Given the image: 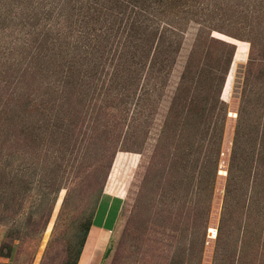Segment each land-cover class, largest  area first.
Instances as JSON below:
<instances>
[{"label":"trees","instance_id":"obj_1","mask_svg":"<svg viewBox=\"0 0 264 264\" xmlns=\"http://www.w3.org/2000/svg\"><path fill=\"white\" fill-rule=\"evenodd\" d=\"M227 1H230L229 4L217 0H0V21L5 25L1 27L6 34L4 36L3 33L1 38H6L7 34L24 38V46L16 54L26 61L29 69L32 68L42 76L43 72L45 77L52 76L51 82L58 74L64 77L62 83L52 87L51 91L56 94L54 97L53 93L50 96L48 91H44L40 98L15 104L17 108L9 109L8 105L0 108V197L9 198L0 209V220L16 215L18 209L12 205L13 198L31 190V182L23 179L25 174L33 179L39 176L37 182L42 193L39 205L45 200L52 201L49 205L51 208L65 175L70 172L71 175L72 172H86L90 168L92 182L88 185L97 184L95 191L89 194L92 205L88 214L81 218L70 240L71 264H77L94 223L99 197L116 152H137L139 149L142 152L140 147L151 129L155 130L157 137L146 161L143 185L164 180V189L170 191L166 192L167 196L173 190L176 195L168 196L169 200L165 198L168 205L178 201L180 198H177L181 195L186 196L194 178L200 183L195 187L196 190L205 191L211 183L209 178L213 166L212 173L215 174L219 153L215 147L217 145L215 148L211 147L212 138L216 135V128L226 118L225 102L220 93L237 46L234 41L218 37L214 33H223L234 40L249 42L245 85L249 83L252 86L254 82L258 84L264 76V70L253 68L263 59L260 57L259 63L255 64L258 38L264 40V23L258 17L263 20L264 14H253L258 9L254 4L255 7L250 12L255 16L247 22L248 30L244 37L221 32L219 26L222 25L240 32L242 22L235 19L224 20L218 15L224 12L242 14L245 11H235L232 0ZM255 1L260 3L262 0ZM234 6L236 8L238 4ZM248 11L247 8L246 12ZM20 13L24 17L22 21H18ZM3 15L6 16L4 19ZM190 22L197 25V28L188 59L170 97L167 112L161 114L162 118L159 120L153 117V105L162 96L161 90L166 86L165 73H169L170 66L174 64L173 58L179 53L182 38L180 40L177 36L183 35ZM25 25L32 29L26 32ZM32 34L33 42H30L26 35ZM253 34L255 38L252 37ZM10 44L11 42L8 46L13 50ZM83 55L88 59H84ZM44 62L47 63L45 66ZM79 63L87 67L85 72H80L84 77V90L86 82L88 89L97 87V83L93 84L96 78L101 83V96L98 100L95 98L92 107H89L92 98L87 102L86 97L82 98V102L72 99L73 89L80 87L74 83L77 71L75 67ZM167 64L170 68L166 71ZM80 73L76 77L79 78ZM26 75L29 76L30 72L26 71ZM140 81L144 87L141 96H137L136 88ZM80 82L83 83L82 80ZM255 85L251 88L253 91H256ZM48 89L50 90L49 87ZM30 94L40 95L33 88H30ZM10 99L15 100L13 96ZM246 99L245 105L237 110L231 148V163L235 162L236 165L228 172L223 199L224 219L218 229L217 245L223 241L232 245L230 239H227L228 232H233L242 216L247 218L245 226L249 228L250 218L257 212L254 209L253 212L243 214L239 198V194H242L240 190L245 185V169L248 161L252 162L243 148H251L256 143V138H251V131L255 129L252 125L253 122H260L256 123L255 114H251L255 112L247 109L256 108L257 104L252 105L249 98ZM96 100L99 102L96 103ZM132 105L133 110L129 108ZM85 107L91 113H86ZM124 125L127 135L119 143L118 132H121ZM211 125L213 132L209 134ZM258 138L260 147L255 169L256 179L259 176L260 182H255L257 187L254 184L253 193L256 194L263 191L264 184V131ZM10 142L12 150L7 146ZM13 164L16 165L15 168ZM27 170L30 173H26ZM74 188L78 189L79 186ZM151 189L150 187L149 190ZM257 196L259 202L261 196ZM67 197L68 193L64 202ZM185 202H178V206L185 208ZM15 205L20 207L18 202ZM49 214L46 211V217ZM179 214L182 215L181 211L174 215L176 219L170 214L172 219L169 215L160 220L148 218L150 226L147 227L146 220L142 223V228L146 229L145 232L156 235L151 240L157 243V248L150 247L151 251L166 242L171 252L165 257V264H195L202 248L195 243L194 230L189 229L203 220V213H188V218H184L185 222H182V230L178 228L181 224L177 219ZM207 215L205 213V220ZM46 221L47 219L44 223ZM33 224L29 216L25 221L26 228ZM200 226L203 236L206 223L202 221ZM29 231L35 229L27 230ZM17 233L8 228L6 237L10 241L17 240ZM245 233L246 239L242 234L240 243L236 242L237 250L234 254H231L230 249L221 252L223 260L228 264L233 263L231 256L236 255L235 264H246L245 260L252 250L251 254L260 261L255 263V258L251 255L253 262L248 264H264V252H261L264 251V246L258 251V240L252 234L247 236L250 230ZM244 245L247 250L242 249ZM110 250L111 244L105 250L103 259H106ZM217 253L215 249L212 264H220L216 259Z\"/></svg>","mask_w":264,"mask_h":264},{"label":"rangeland","instance_id":"obj_2","mask_svg":"<svg viewBox=\"0 0 264 264\" xmlns=\"http://www.w3.org/2000/svg\"><path fill=\"white\" fill-rule=\"evenodd\" d=\"M217 1H222L226 4H229L230 2L227 0ZM236 4H238V6L235 8L234 5ZM254 4H256L258 9L253 14H264V0L260 3L255 0H232V5L235 11H245L242 14L224 12L218 15V17L224 20L235 19L236 21L239 20L242 22L239 26L240 32L224 25L219 26L221 28L220 31L243 37L246 36L248 30L246 24L255 16L250 12V10L254 9ZM0 8H2V6H0ZM247 8L249 10L248 12H246ZM22 14L23 13H20L18 16V21L24 20ZM5 15H3L2 19L6 17ZM258 19L262 21V24L264 23V18L262 20L259 16ZM1 26H5L2 21H0V108H5L6 105L9 106V109L17 108L15 104H24L31 98L35 97L40 98L44 91H48L50 96H52V87H54L57 83L63 82V75L58 74L57 78L51 82L52 76L45 77L43 72L42 76L41 73L39 74L34 72L32 68L29 69L26 61L22 60L19 57V54H16L21 52L20 49L22 45L24 46V38H20L14 34H7V37L2 39L1 37H3L4 31ZM196 28L197 25L190 22L188 28H186L183 35H181L182 37L180 35L177 36L180 40L182 38L179 53L173 58L174 64L172 66L169 64L166 65V71L171 67L169 73H165L166 77L164 78V82L166 86H164L163 90H161L162 96L157 98V102L153 105V117H156L159 120L162 118L161 114L167 112L170 97L176 84L178 83L180 74L188 59L191 45L196 33ZM25 29V31L28 32V30L32 28H28V26L25 25ZM7 32L8 31L6 30V33ZM5 35L6 34L4 33V36ZM214 35L234 41L237 45V50L235 51L236 57L232 64L231 74L227 78V84L223 85L220 93L221 99L223 98L222 100L225 102L226 118L221 124L222 129L221 126L217 127L216 135L212 138L213 146L211 147H217L219 153L216 158L217 162L215 164L214 175L212 173L214 166L211 167V176L209 178L211 183H209V186H207L205 191L196 190L195 187H198V184L200 183H197L199 180L197 181V178H194L192 180L193 184L191 185L189 191H187L186 196L183 194L177 198L180 199L174 202V204L168 205V202L166 201L167 199L169 200L168 196L175 197L176 195L173 190L167 196L166 192L169 191V189L167 191L164 189V180L159 183L149 182L146 183L145 186L143 185V179L145 178L144 175L146 172V161L151 154L152 145L155 143L157 137V135L154 134L155 130L151 129V132L147 135L145 143L142 147H140L142 148V152L140 149L137 152L117 151L109 168L102 194L99 197V204L97 206L98 214L96 213L97 218H99L96 224L98 230L96 231L94 240L93 231L91 232L86 244L87 251L97 240V236L99 234L103 243L106 241L105 244H111L109 255L106 259H103L100 264H165V257L169 252H171V250L167 248L166 242H164L163 246L160 245L158 249L151 251L149 249L150 247L157 248V243H153L151 240L155 238L156 235H152L147 231L145 232L144 230L146 229L142 228V223L146 220H148V223V218L151 220H160L165 217L164 219H166L169 214L172 218L176 219L174 215L179 211L182 213L181 216L180 214L177 216V219L181 223L178 225L180 230L183 228L182 222H185L184 218H188V213H203V220L199 222V219V224L196 223L194 228L189 229L194 230L193 236L195 243L198 247L202 248V252L199 254V258H197L198 261L195 264H212L215 249L218 251L216 257L218 263L228 264L226 260H223L224 257L221 252H225L227 249H230L231 254H234L237 250L236 242L240 243L242 234H244V240L246 239V230H250V234L248 233L247 236L252 234L254 238L258 240V251H261L262 246H264V184L263 191H259L257 194L253 193L255 182H257V184L260 182L259 176L256 179L257 170L255 168L258 165L256 164V160L258 159L260 147V138L258 137L260 133L264 131V76L258 84L254 82L252 86H250L249 83L245 85V66L247 65L249 56V42L238 39L234 40V38H231L223 33L215 32ZM26 36L30 42H33L34 34H32V36ZM252 37H254V34ZM9 42H11L10 46H12L13 50L8 46ZM255 52L256 55H254V57L257 59L255 64L259 63L260 57L263 59L260 60L259 65H256L253 68L255 70H264L263 39L258 38ZM84 59L88 58L84 56ZM46 60L47 58L43 61ZM46 64V62L43 63L44 66ZM75 69L77 70L76 76H78V73L82 72L81 70L85 72L87 67L79 63L76 64ZM26 71L30 72L29 76L26 75ZM76 76L74 83L80 85V87H75L76 89H73V101L78 102V100H80L82 102V98L86 97L85 101L87 102L92 98L89 105V107H92V102H94L95 98L98 100L101 96L102 91L99 86L101 84L100 80L96 78V82L93 84L97 83V87L92 86L91 89H88V83L86 82L87 87L86 90H84L85 82L83 80V74L80 73L79 78ZM80 80H82L83 83H81ZM86 81H88V79ZM254 85L257 86L256 91L251 89ZM143 87L144 85H142V82L140 81V84H138L136 88L137 96H141ZM30 88L35 89L40 95L36 96L34 94H30ZM55 95L56 94L53 93V97ZM12 96L15 100L10 99ZM18 98H21L20 102L18 101ZM135 98L137 97L135 96ZM246 98H249L252 105L257 104L256 108L247 107V109H251L255 112L251 114H255L256 123L258 121L260 122L259 124H255L253 122L252 125L253 127L255 126V129L253 128V132L251 131V138H256V143L252 144L251 148H243L246 155L248 153L252 162L248 161V167L245 169L247 171L244 175L245 185L243 190H240V193L242 194H239V198L241 200L240 204L242 206L241 211L243 214H246L247 211L251 212L254 209H257V212L254 213L255 216L250 218L251 224L249 228L245 226V220L247 218L242 216L241 222L237 223L233 232H228L227 239H230L232 245H228V242L225 243V241L220 242V244L217 245L218 229L221 220L224 219L222 218L223 199L227 186L228 172L236 165L235 162L231 163V148L236 129V119L238 116L237 110L241 109L242 105H245L247 100ZM97 100L95 101L96 103L99 102ZM30 107L31 105L28 106V108ZM87 108L85 107L84 111L89 113L90 110ZM129 108L133 110V105ZM129 117L130 116L128 114V118ZM258 117L259 119H257ZM128 118L125 121H127ZM212 126L213 125L209 127V134L213 132ZM121 129V132H118L120 133L119 143H121L123 138L127 135L125 134V125L122 126ZM256 130L258 131L257 133ZM7 144L9 150H12L10 145L12 143L10 142ZM126 145L127 144H125V146ZM2 149L5 150V147H2ZM28 161H31V159H28ZM12 166L15 168L16 165L13 164ZM85 171L86 172L79 171L78 174H74L72 172L73 176L71 175V172L68 175H65V178L62 180V187L57 192L55 201L51 208H49V205L52 201L47 202L45 200L41 206L39 205L42 195L37 182L39 176L33 179L25 174L26 176L23 179H27L31 182V190L25 195L22 193L13 198L14 204L12 205H14V208L18 209L16 215L9 219L5 218L4 220H0V264H71L72 250H70V240L72 239L74 231L78 228L81 218L89 212L92 205V201H90L91 196L89 194H92L95 191L97 185H88L92 182L90 181L91 171L90 168H87ZM26 173L30 172L27 170ZM257 184H255L256 187ZM78 186V189L74 188ZM150 187L152 188L151 190H149ZM89 190L93 191L89 192ZM66 193H68V197L64 202ZM257 195L261 196L259 202L257 200L259 198ZM0 199L2 200L0 203V209L2 210L4 202H6L9 198L0 197ZM182 200L186 201V206L185 208L183 207V209L178 206V202ZM17 202L20 207L15 205ZM250 203L251 205L249 206ZM167 210L169 212H167ZM46 211L50 213L47 217L45 215ZM102 213L104 216L101 217V221L100 216ZM205 213L208 214L206 220ZM254 214L252 213V215ZM29 216H31V220L34 224L32 227L28 226L29 228H26L25 221ZM45 219H47L46 223H44ZM202 221L203 223H206V232L203 236L201 231L202 228L200 226ZM149 224L151 223H148L147 227L150 226ZM8 228L16 230V232H18L17 234L19 239L10 241L6 237ZM30 229H35V231L27 232V230ZM142 231L144 232L142 233ZM210 231H212V233H210ZM12 245L13 247L11 248ZM245 245L242 246V249L247 250ZM145 251L147 253H145ZM251 251L248 253L245 260L246 264L253 262V260H251V255L255 258V263L260 261L257 259V256L255 257L254 254H251ZM261 252L263 253L264 251ZM258 256L262 257L261 255ZM235 257L236 255L231 256L233 263L231 262L229 264H235Z\"/></svg>","mask_w":264,"mask_h":264},{"label":"crops","instance_id":"obj_3","mask_svg":"<svg viewBox=\"0 0 264 264\" xmlns=\"http://www.w3.org/2000/svg\"><path fill=\"white\" fill-rule=\"evenodd\" d=\"M96 213L98 214L97 211H96ZM97 214H95L94 223L89 230L86 242L84 244L83 250L81 252V255L79 257L77 264H98V262L100 264L103 261L104 252L107 249V247L109 246V243L105 244L106 241L103 243V241L100 239V234L97 236L98 238L94 242L92 247H89V245H88L89 249L86 251V244H87V241L89 239V235L93 231L92 233H93V240H94L96 231L98 230V228L96 226L97 220L99 219V218H97ZM103 216H104V214L102 213L100 216L101 221H102L101 217H103ZM99 232H100V230H99ZM107 232H108V229H107ZM105 233H106V230H105Z\"/></svg>","mask_w":264,"mask_h":264},{"label":"water","instance_id":"obj_4","mask_svg":"<svg viewBox=\"0 0 264 264\" xmlns=\"http://www.w3.org/2000/svg\"><path fill=\"white\" fill-rule=\"evenodd\" d=\"M236 50H237V47H236ZM235 54H236V52H235ZM234 54V57H233V60H232V63H231V66H230V69H229V72H228V74H227V76H226V79H225V85L227 84V81H228V77L230 76V74H231V70H232V64H233V62H234V59H235V57H236V55ZM223 99V98H222Z\"/></svg>","mask_w":264,"mask_h":264},{"label":"built area","instance_id":"obj_5","mask_svg":"<svg viewBox=\"0 0 264 264\" xmlns=\"http://www.w3.org/2000/svg\"><path fill=\"white\" fill-rule=\"evenodd\" d=\"M210 233H212V231H210Z\"/></svg>","mask_w":264,"mask_h":264}]
</instances>
